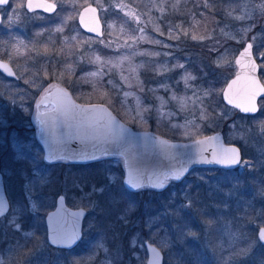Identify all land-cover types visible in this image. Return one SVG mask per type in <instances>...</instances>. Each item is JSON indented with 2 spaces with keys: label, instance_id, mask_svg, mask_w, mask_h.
<instances>
[{
  "label": "rangeland",
  "instance_id": "1",
  "mask_svg": "<svg viewBox=\"0 0 264 264\" xmlns=\"http://www.w3.org/2000/svg\"><path fill=\"white\" fill-rule=\"evenodd\" d=\"M52 1L57 4V10L53 14L46 15H52L51 17H48L49 20H54L61 17L60 22H62L64 17H67L65 21L71 19L73 20L74 18L76 20L78 11L83 5L87 3L95 4L99 9V15L103 22L104 39L103 36L95 38L92 37L94 39H92L91 36L84 37L85 39L82 40L83 44L78 45L77 37L81 34L74 28L71 36L62 35V38L69 39L71 41L73 40L72 37H76V39L73 40L75 42H72V45L75 44V47L69 50L68 46L65 47V41H59L57 35H54L51 32L47 33L43 37L34 35L31 31L26 30V26H28L30 21L46 18L44 17L45 15H43L45 13L41 11L36 12L35 10V12H28L24 7L25 0H13V3H9L5 7L0 6V59L9 62L17 76V78L14 79L15 82H13L7 80L8 77L4 76L3 74L1 75L0 73V100L2 99V102L4 104H11L15 107L18 106V104H21L22 107H26V104L29 103V99H26L24 97L30 98L34 95L31 120L32 125H34L35 140H37V121L34 118L35 104L36 101L45 92L44 90L51 89L52 87L50 86L53 85L61 86L64 89H67L71 94V88L87 91V89L85 88L87 86L90 90L88 95H90L91 97H103V93H105V89L107 86L111 89H114V94L117 95L121 100L124 99L125 92H134L136 94L137 92H135V88L138 86V88L143 89L144 86L148 88L146 91H144L147 95L146 97L153 104L147 106H151L152 109L153 107H159L160 101L156 97H163L165 101H168V103L165 105V111L175 113L174 116H171L169 119L164 120V122L170 128L183 130L182 132L186 134L189 131L188 129H186L189 125H192L195 122H199L197 118L198 116H201V114H199L201 102L197 101L194 103L193 101L196 100L197 96H199L203 102V94L199 91L198 86L193 84L194 79L189 80L188 86H186L184 80L182 79V77L186 74L179 75L177 79L174 80L173 84H175V86L176 84H179V86L177 87L181 88L180 92H176L175 90H173L174 85L168 87V82L166 81L159 83V77L156 75L148 77L149 83L152 84L151 86H139L143 83L139 79L141 77H139L138 73L142 71L144 72L145 70L144 68H139L138 62L134 61V56L131 53L124 56L122 55V53L119 56L111 55L112 58L110 59L109 55L100 56L91 52L94 47L96 49V47L98 46H103V48L114 50L118 47L117 42H120V40H122L123 38L129 43V46H133V40L132 38H130V32L127 31L126 34H122L120 27L116 31V26L112 17L116 16L117 18L118 15L126 18L125 23H131V25L136 27L137 30L141 27L144 28V26H147V23L151 25L154 31H157V29H161L162 32L166 35L165 38L156 37L155 40L163 42L164 47H166L165 49L167 53L170 52V50L172 51L173 49H176L178 47L177 40H181V37L179 34H172V31L177 28V23L174 24L175 20L173 18H170L169 16L167 17L168 20L163 18H165V15L167 13L166 11H169L168 13L172 16H176L179 14L187 15L190 10V5L187 6L186 3H188L189 0H146L141 6L137 5L135 2L134 4H131L132 1L130 0H108L107 2L105 0H100V3L104 5L103 9L98 6L97 0ZM135 1H138V3H140L141 0ZM194 1L196 2L198 0ZM202 2L204 3L205 0H202ZM225 2L226 5L221 6V10H223L224 12V18L221 22L220 20L216 21V23L211 26V29L208 32L205 31L203 27L199 28V23H196L197 21L199 22V20L197 19L195 13H193L195 11H193V9L190 10V18L187 19L185 29L188 33L186 35L187 38L192 40L194 43L197 42L196 48L204 45L207 46V49L214 48L215 45L219 46L220 38L231 39L234 42L231 45L220 48L215 56V64L217 69H219V75L226 81L233 75L236 69V66L234 64V56L236 55L237 51L243 46L244 42L246 40H250L253 45V51L255 47L258 48L257 52H255L254 54L259 61V74L260 72L264 74V51L260 48V46L262 45V39L264 38L262 34L263 32L253 31L254 21L256 20L258 14L262 12L259 8L262 0H227ZM116 5H126L128 7H126L122 11L121 8L117 7ZM160 8H163V12L160 11ZM22 10L25 11L24 14L22 13ZM129 10L135 12L136 15L140 17L139 23L135 19L125 15V12ZM242 15L245 16L244 19L237 18ZM249 15L251 16V18H247ZM171 19H173L174 21ZM108 25H113V27L109 28ZM202 25H207V22L204 21ZM184 31L182 32V34L184 33ZM214 33H216L219 38L216 41L212 42L211 37H213ZM193 34L197 35L198 37L204 36L205 39L201 40L198 38L196 40H193ZM140 35L141 32H139L138 30L137 36ZM176 36H179V39H176ZM208 36L210 37L209 39ZM254 37L255 39H253ZM96 38H101V40H96ZM109 42H111V46H108ZM53 43H55V45ZM124 44L126 45L125 42ZM62 46L64 47V50H61ZM192 49L194 50L189 55H191L193 57V60H195L197 59L199 51L198 49L195 50V48ZM95 56H100L102 58L101 64L90 62L94 59ZM115 56H118V58H114ZM221 57H223V60H221ZM151 60H153L152 57ZM104 61H110V63H103ZM68 65H71L74 69L71 75H69L67 70ZM232 65L234 66V69H224L226 67H231ZM173 66L174 63H171L169 68L171 70H175L177 67ZM101 67L103 71L102 77H88V73L97 71ZM166 68H168V66ZM161 72L164 73L168 71L162 70ZM61 73L64 74L62 78L60 76ZM191 76L194 77V74H191ZM122 77H127V82H125ZM155 80L158 82L156 83ZM109 81H112V83L109 84ZM153 83L155 85H153ZM129 84L131 85V87H129ZM165 85L167 86V88L164 87ZM158 88H160L162 91L168 90L171 92L166 96L165 94L155 90ZM173 93H175L177 97L190 98L187 99L186 107H184L183 110H181L177 101H173L170 99ZM73 98L76 100L74 96ZM134 100L135 98L131 96V100H127V104L133 103ZM109 101L110 99L106 101V103H109ZM106 103L103 104L106 105ZM50 107L51 105L47 107H40V110L48 109ZM134 109L135 107L132 108V110ZM259 110L264 112V102L261 103V100L259 101ZM225 113H227L225 116L231 115L234 114V110L225 109ZM173 124L180 125L181 127L173 128L171 126ZM262 126H264V120H257V123L255 125H249L248 127L240 128V130L237 131L236 134L234 133V137L240 140L242 144H244L245 150L249 156L253 153L258 155L259 162H257L256 166L254 165V167L257 168V171H261L264 174V134H262L260 131ZM41 160L44 164L47 163L43 159V154L41 156ZM59 161L64 162L66 160H57V162ZM241 161H248L243 159V154ZM1 162L3 163V169L5 170V172L3 173V175L5 176V189L10 201L12 194H14V187L12 185L13 172L9 168H14V166L9 163H5L4 158H2ZM5 164L8 165L9 168L5 169ZM44 164L41 165V167L45 171L44 177L42 178V174L39 170H35L33 173V177L35 176L36 178H38V180L35 179L32 182L30 181V178L29 180L25 179V183L22 186L23 195L28 201V210L29 213H31V218H20L18 213L19 206L16 202L13 201V198L12 203L10 201V209L4 216H6L11 211L10 216L13 219L19 220L21 230H17L12 227L15 231L18 232V234H16L15 236L8 235L4 237L6 242H3V244L6 245L7 248L3 250V252L6 253L4 255L0 251V264H75L73 262V254H75L76 252L74 251V248L77 247V244L72 248H61L52 246L47 242L46 228L44 224L45 214L49 210L54 208L56 197L59 194H62L64 196V193H62L63 186L60 187L56 185V183H53L51 185L52 188H47V183L49 182L48 174L51 175V172L55 167L46 166ZM254 167L252 162L248 161V165H244L242 163L237 168L230 169L229 171H226L228 169L220 170V173H217L215 171L207 172V176L201 175L197 171L193 172L187 177V179L182 182L185 184L183 193L185 202L184 205L187 206L186 208H188L189 210L192 209V199L194 196V191L191 189L190 185L193 183H201V187H203L209 193V195L211 194V197L208 196V200L209 203L212 204V206L215 205L214 203H212V199H214V197H212L213 193L216 191L223 195V199L227 201H225L222 206L220 205L219 208L220 210L224 208L225 210L223 211L226 212L229 217L232 216L234 208L238 209V213L240 211L239 208L241 210H245L247 203V200H245L243 196L244 194H246L245 190H243V188L245 189L246 187L245 175L246 173H252ZM58 169H60V167ZM239 177H241L240 180ZM170 180L172 179H167L164 185H166ZM122 184L124 185L123 179ZM250 195L251 200L253 199L262 201V199H264V186L257 189L256 192L252 191ZM70 197L72 204L66 203L68 206L73 208L82 207L86 210V214L82 220V235L78 244L84 239H90V241H92V234L98 226L97 223H99V228H97V240L94 244L95 247L99 246L100 249H102L103 255L109 254V248L103 243V241L106 240L108 244H114L115 247L118 246V248H121V250L123 248V251H125V253L127 254L125 264H145L146 252L143 241L141 244L140 241H136V239L134 240L132 239L133 237H131L132 240L130 241V244H124L119 240L122 234L117 236L115 229L111 228L110 225L104 227L101 223L102 219L107 218V216L112 213V206L110 207L108 204V201H111L110 194H107L105 196V199L103 201L105 204L98 203L97 194L82 192L78 196L72 194ZM259 207L260 204H258L257 211L253 216V220L250 222L251 226L254 227L256 231L259 226H264V211L263 209L260 210ZM162 209V216H164L165 213L169 215L168 210L165 211L163 207ZM194 216L197 222V231H193L191 233L188 232V239H192L194 243L196 242L197 244H199L202 253L209 252L210 257V249H212L213 239L211 229L209 227V224L206 223L204 219L199 218L200 216ZM37 218H40L39 220L42 224L41 226V224L38 222L39 227H42L40 233L38 234L39 237L35 235V219ZM230 221L233 222L232 220H229V222ZM219 225L220 226L217 229L219 233L215 237L220 238L221 240L224 239L225 242L232 239V233L228 235L229 237H220V235L223 236L228 233L226 228L228 229L229 226L228 224H226V222H221ZM1 229L2 223H0V230ZM125 229H123V234L125 233ZM103 231L108 232L104 234ZM26 233H30L31 235L26 236ZM30 239L32 240V242H30ZM146 240L155 244L161 249L164 255L163 264L197 263L189 254V251H191V247L188 246L191 245L185 242L184 244L188 246H185L183 248V244H181L182 242L177 243L174 235H168L167 240H162V236H160V234L156 232L154 233L153 237L150 234V238ZM256 241H258L257 238ZM94 244L92 247H94ZM174 245L179 247L178 250L174 248ZM88 247L90 248L91 246L88 244ZM135 247L137 248L134 249ZM105 249H107V251H105ZM89 251L90 249L87 251V253H89ZM116 251H120V249L116 248ZM95 254H97L96 251ZM119 259L120 258H116V260ZM231 259H233V257H231ZM214 263L221 264L216 261ZM227 263L229 264L234 262L230 260L227 261Z\"/></svg>",
  "mask_w": 264,
  "mask_h": 264
},
{
  "label": "trees",
  "instance_id": "2",
  "mask_svg": "<svg viewBox=\"0 0 264 264\" xmlns=\"http://www.w3.org/2000/svg\"><path fill=\"white\" fill-rule=\"evenodd\" d=\"M105 1L107 2L108 0ZM130 1L133 2H131V4H134L135 2L137 5L141 6L146 0H141V4L135 0ZM225 1L227 0H207L210 6L205 7V2L203 3L202 0L196 2L194 0H189L186 5H190L189 9L195 11L193 13H195L199 20V28L203 27L204 30L208 32L216 21L220 20L221 22L224 18V12L221 10V6L226 5ZM9 3H13V0H10ZM190 10L187 15L179 14L176 16H172L168 13L169 11H166L167 13L163 19L168 20L167 17L169 16L175 20L174 24L177 23V26L179 25L180 27L175 28L172 31V34H179L181 40H183H177L178 47L172 51L170 50L168 53L166 52V47H164L163 42L160 41V43H155L156 37L165 38L166 36L161 29L154 31L151 25L147 23V26H144V32L140 35L144 36L145 39L141 40L139 38L140 36H137L138 30L136 27L132 26L129 22L125 23L126 18L121 15H118L117 18L116 16L112 17L116 26V31L120 27V30L123 29V31H121L122 34H126L127 31L130 32L133 46H129V43L123 38L120 42H117L118 47L114 50L103 48V46H98L96 49L94 47L91 50L92 53L100 56L109 55L110 59L112 58L111 55L119 56L122 53L124 56L131 53L134 56V61L138 62L139 68H144L145 70L144 72L142 71L138 73L139 77H141L139 79L143 83L140 85L138 84L139 86H151L152 84L149 83L148 77L156 75L159 77V83L166 81L168 82V87L174 85L173 90L180 92L181 88L177 87L179 84H176V86L173 84L174 80H176L179 75L194 74L195 79L193 80V84L198 86L199 91L203 94V102L201 103L199 114H201L200 112L202 109L206 110V118L201 119V116H198L197 119L199 122L189 125L188 128H186L189 130L186 134L182 132L183 130L170 128L164 120H158L155 107H153L152 111L147 115L146 122H141L138 118L133 119L135 116V109L132 110V108L135 107V100L131 104L123 103L124 99L121 100L114 94V89H111L106 85L103 97H91L88 95L90 90L87 86L85 87L87 91L71 88V92L76 100L84 103H106V101L110 99V103H106V105L124 123L135 129L155 132L170 140L185 142L208 134L220 132L225 142L235 143L240 147L243 159L252 162L254 167V165L256 166L257 162H259L258 155L253 153L249 156L245 150L244 144L234 136L240 128L255 125L257 120L263 121L264 112L259 110L255 115H243L223 103L220 92L226 80L219 75V69H217L215 64V56L220 48L231 45L234 42L231 39L220 38L219 46L215 45L214 48L207 49V46L203 45L196 48L197 42L194 43L192 40L188 39L184 33L182 34L186 29L187 19L190 18ZM22 13L24 14L25 11L22 10ZM260 13L254 21L253 31L263 32L262 34L264 37V12ZM43 15H45L44 17L46 19L30 21L28 26H26V30L31 31L34 35L43 37L51 32L54 35H57L59 41H65V47L68 46L69 50L75 47V44L72 45V42L74 43L75 41L62 38V35L71 36L75 28L77 32L81 34L77 37L78 45L83 44L82 40L85 39L84 37H90L87 35L85 36V33L79 28L75 18L73 20L65 21L67 17H64L62 22H60L61 17L49 20L48 17H51L52 15L49 16L46 15V13ZM204 21L207 22V25H202ZM209 38L210 37L208 36V39ZM218 38L219 36L214 33L213 37H211V41L214 42ZM96 40H101V38H96ZM53 44L55 45V43ZM192 48H195V50L198 49L199 51L197 59L195 60L189 55L194 50ZM260 48L264 51V38L262 39V45ZM62 49L64 50L63 46L61 47V50ZM257 50L258 48L255 47L254 53L257 52ZM156 53H159V55H156ZM118 56H115L114 58H118ZM151 57L153 60H151ZM171 63H174V65L182 64L183 68L177 67L175 70H171L169 68ZM167 66V69H169L168 72H161L163 68ZM232 68L234 69L233 65L224 69L232 70ZM260 78L264 81V74L262 72H260ZM7 80L15 82L14 79L10 78ZM158 81H156V83ZM153 85L155 84L153 83ZM147 89L148 88L143 86V89L141 90V88H138L137 86L135 88L136 91L134 90L137 92L136 95L141 98L143 105L145 106L153 105L144 92ZM155 90L166 96L171 92L168 90L162 91L160 88ZM206 91L209 92L210 95L204 96V92ZM24 98L29 99V103L26 104V107H22L21 104H18V106L15 107L11 104H4L2 99L0 100V171L2 173L5 172L3 169V163L1 162L2 158H4L5 163L14 166V168H9L8 165L5 164V169L9 168L13 172L12 185L14 187V194H12L10 201L12 203L13 198V201L19 206V217H25L28 219L31 216V213H29L28 201L23 195L22 186L25 183V179L29 180L30 178V181L32 182L35 179L38 180L35 176L33 177L35 170L40 171L42 178L45 175V171L41 167V165L44 164L41 160L43 151L40 144L35 140L34 125H32L31 120L34 95L30 98ZM127 100L130 101L131 96H129ZM262 102H264V98L261 99V103ZM225 109L234 110V114L225 116L227 114L225 113ZM44 165L55 167L51 172V175L48 174L49 182L47 183V188H52L51 185L53 183H56V185L60 187L63 186L62 193H64L66 203L68 204H72L70 197L72 194L76 196L82 192L93 194L94 187L99 188L104 186L107 188L111 182L108 191H105L103 194H97L99 204H105L103 201L107 194H110L111 198H115V203L108 201L109 206H112V213L107 216V218L102 219L101 223L104 227L110 225L111 228L115 229L117 236L122 234L119 240L124 244H130L132 239H136V241H140L142 244V241L150 238V234L153 237L154 233L157 232L162 236V240H167L168 235H174L177 243L182 242L181 244H183V248L188 246L184 244L185 242L191 245L188 246L191 247L189 254L198 264H215V261L221 264H228L227 261L230 260L234 263L229 264H264V244L256 241V230L250 224L257 211L258 204H260L259 209H263L264 211V199H262V201L251 200V192H256L257 189L264 186V174L261 171H257V168L255 167L253 168L252 173H246L245 175L246 187L245 189L243 188L246 193L243 196L244 199L247 200L245 210L239 208L240 211L238 213V209L234 208L232 216L229 217L226 212L223 211L225 210L224 208L221 210L219 208L220 205L222 206L223 203L227 201L223 199V195L215 191L214 193L219 195L213 193L212 197H214V199H212V203L215 205L212 206L208 200V196L211 197V194L209 195V193L201 187V183H193L190 185L191 189L194 191L192 209L189 210L186 208L187 206L184 205L183 193L185 184L182 182L187 179L190 174L196 171L201 175L207 176V172L215 171L220 173V170H226L220 167H194L190 169L182 179H172L161 189L157 190L150 187H143L132 191L122 184L123 167L122 160L118 156H106L88 162L56 161L50 164L45 163ZM59 167L60 169H58ZM240 179L241 177H239V180ZM162 207L165 211L168 210L169 215L165 213L164 216H162ZM21 208H23V211H21ZM10 215L11 211L4 216L3 221L0 222L2 223V229L0 230V251L3 255L6 254L3 250L7 248L6 245L3 244V242H6L4 237L8 235L15 236L18 234L8 222ZM194 215L197 217L200 216L199 218L204 219L211 229L213 239L212 249H210V257L209 252L202 253L199 244L196 242L194 243L192 239H188V232L191 233L197 231V222ZM121 216H123L124 219H120ZM39 219L40 218L35 219V235H37V237H39L38 234L42 228L38 225V222H41ZM229 220H232L233 222H229ZM221 222H226L229 227L228 229L226 228L228 233L223 236L220 235V237L226 238L232 233V239L227 242H225L224 239L221 240L220 238L215 237L219 233L217 229ZM97 224V228H99V223ZM97 228L92 234V241H90V239H84L77 244L76 248H74V251L76 252L73 254V262L75 264H104V258L110 255L112 264H125L127 254L123 251V248L121 250L118 246L115 247L114 244H108V242L104 240L103 243L109 248V254L103 255L102 249H100L99 246L95 247L94 243L97 240ZM123 229H125L124 234L122 233ZM103 232L106 234L108 231ZM131 237L133 238L131 239ZM30 242H32L31 239ZM88 244L91 246L90 248L88 247ZM93 244L94 247H92ZM249 246H251L250 251H247L246 253L241 252L242 249H249ZM116 248L120 249V251H116ZM136 248L137 247L134 249ZM174 248L178 250L179 247L174 245ZM89 249H95L97 252L94 260L88 259L89 253H87V251ZM231 257H233V259H231ZM116 258L120 259L116 260Z\"/></svg>",
  "mask_w": 264,
  "mask_h": 264
},
{
  "label": "water",
  "instance_id": "3",
  "mask_svg": "<svg viewBox=\"0 0 264 264\" xmlns=\"http://www.w3.org/2000/svg\"><path fill=\"white\" fill-rule=\"evenodd\" d=\"M8 3L0 6L5 7ZM29 4L32 5L31 8L28 7ZM50 5L55 7L49 8ZM24 7L28 12L40 10L49 14L57 8L51 0H25ZM92 8L96 11L92 12ZM77 23L89 35L96 37L103 35V23L95 4H85L80 8ZM248 44H252L250 40L244 42L234 57L236 69L224 84L221 99L225 105L238 110L243 115H255L259 111V99L264 98V92L257 91L254 97L251 95L255 88L251 84V78L254 77L261 86L264 84L259 76V64L255 58L253 46L250 57L247 54L241 56ZM237 60H240L239 64L236 63ZM250 60L255 61V72L251 71ZM0 64H7L14 73L9 75L0 67L1 74L8 78H17L9 62L0 59ZM233 81L236 83L234 84ZM41 96L45 99L41 101L40 97L36 101L34 118L37 121L36 138L43 149L44 161L52 163L64 159L69 162H88L104 156H119L122 159L124 171L123 183L129 190L142 187L161 189L167 179H174L172 178L174 175H180L181 179L194 167L216 166L226 169L238 167L240 164L229 165L215 162L221 159L226 149H238L242 160L240 147L234 143L224 142L220 133H212L188 142L173 141L152 131L130 127L103 103L78 102L68 90L61 86L52 87ZM229 100L232 102L229 103ZM38 103L40 107L50 105L51 107L40 110V107H37ZM252 104L255 105L256 111L242 110L243 107H249ZM72 105L82 106L87 111H81L80 107L73 108ZM237 105L240 106L237 107ZM93 106L96 110H93ZM101 108L106 111L99 110ZM9 209L10 201L3 174L0 172V212L5 215ZM85 214L84 208L68 206L64 196L59 194L54 208L44 217L47 242L55 247H74L81 238L82 220ZM262 230L264 226L257 228L256 238L259 243L264 244V240L260 238ZM53 240L56 242L53 243ZM143 245L146 251L145 264H154L151 248L157 249L158 264H163V252L158 246L148 240H144Z\"/></svg>",
  "mask_w": 264,
  "mask_h": 264
},
{
  "label": "snow or ice",
  "instance_id": "4",
  "mask_svg": "<svg viewBox=\"0 0 264 264\" xmlns=\"http://www.w3.org/2000/svg\"><path fill=\"white\" fill-rule=\"evenodd\" d=\"M8 3V0H0V5H3V4H7ZM97 3H98V6L100 8L103 9L104 5L102 3H100V0H97ZM117 7H120L121 10L123 11L126 7V5H116ZM209 3L207 2V0H205V7H209ZM29 8L32 7L31 4L28 5ZM55 5H50L49 8H54ZM259 8L262 12H264V0H262L261 4L259 5ZM46 10H48V8H46ZM92 12H95L96 9L95 8H92L91 9ZM160 11L163 12V8H160ZM125 15L126 16H129L133 19H135L138 23H139V20H140V17L136 15L135 12L129 10L127 12H125ZM238 19H244L245 16H240V17H237ZM247 18H251V16L249 15ZM196 23H199L198 21ZM109 28L113 27V25H108ZM177 27H180L179 25ZM90 31H94L95 29H89ZM139 32L143 33L144 32V28H139L138 29ZM158 30V29H157ZM121 31H123V29H121ZM184 34L187 35V30L184 31ZM170 36H171V33H170ZM141 40L145 39L144 36H140L139 37ZM176 39H179V36H176L175 37ZM205 39L204 36H197L195 34L192 35V39L193 40H196V39ZM73 40L76 39V37H72ZM255 39V37L253 38ZM155 43H160V41H155ZM108 46H111V42H109V45ZM251 49H252V44H248L247 48L245 49V52L244 53H241V56H244V55H248L249 57L251 56ZM156 55H159V53H156ZM11 58V57H10ZM221 60H223V57H221ZM90 62L92 63H96V64H101L102 63V58L100 56H95L93 60H91ZM103 63H110V61H104ZM237 64L240 63V60H237L236 61ZM250 65H251V71L252 72H255V68H256V65H255V61H251L250 60ZM0 67H2L5 71H7L9 73V75H14V73L12 72V70L8 67L7 64H0ZM173 67H181L183 68V65L182 64H178V65H174ZM68 73L69 75L72 74V72L74 71V69L72 68L71 65H68ZM164 71H168L169 69H167L166 67L163 68ZM63 73L60 74L61 78L63 77ZM88 77H91V78H96L98 76H101L103 75V71H102V67L100 69H98L97 71H93V72H90L87 74ZM122 79L127 82V77H122ZM182 79L184 80L185 82V85L188 86V81L191 80V79H195V77L191 76L190 74H186L185 76L182 77ZM27 82V81H26ZM109 84L112 83V81H109L108 82ZM233 83L235 84L236 81H233ZM251 84L255 86V88L253 89L251 95L254 97L256 94H257V91L259 92H264V86H261L258 84V82L253 78H251ZM50 87H55L54 85L53 86H50ZM129 87H131V85L129 84ZM165 88H167V86L165 85L164 86ZM231 88V85L229 86ZM142 90V89H141ZM45 92H48L49 89H45L44 90ZM195 95V94H194ZM210 95L209 92H204V96H208ZM129 96H133L135 98V116L133 117V119H139L141 122H146V117L147 115L152 111V108L151 106H145L143 105V101L141 100V98L139 96H137L134 92H125L124 93V101L123 103H127V98ZM159 101H160V105L159 107H157L155 109L156 111V115L158 117V120H166V119H169L171 116H174L175 113H172V112H166L165 111V105L168 103V101H165L163 99V97H156ZM45 99L44 96H41V101H43ZM171 100L173 101H177L181 110L184 109V107H186V104H187V99H190V98H184V97H177L175 95V93L172 94V96L170 97ZM201 102L202 103V100L199 96L196 97V100H194L193 102ZM232 101L229 100V103H231ZM110 103V101H109ZM240 105H237V107H239ZM37 107H40V104L38 103L37 104ZM73 108H76V107H80L81 108V111H87V109L83 108L82 106H77V105H72ZM93 110H96L95 109V106H93ZM101 111H106V109H99ZM131 110V109H130ZM243 111L245 112H254L256 111V108H255V105L252 104L251 106L249 107H243L242 108ZM66 115V113H65ZM206 118V110L202 109L201 110V119H204ZM173 128H179L181 127L180 125H177V124H173L171 125ZM261 133L264 134V126L261 127ZM199 143V142H197ZM211 162V161H209ZM217 163H225V164H229V165H235V164H244V165H248V161H241V158H240V154H239V150L238 149H226L224 150V154L222 155L221 159L215 161ZM250 166V165H249ZM172 178L174 179H180V175H174ZM111 186V182L109 184V186L106 188L104 186H101L99 188H96L94 187L93 188V194H103L105 191H108L109 188ZM133 187H137V185H133ZM61 200H63V197H61ZM91 202V201H90ZM111 202L115 203V198L112 197L111 198ZM21 211H23V208H21ZM3 215L4 213L0 212V222L3 221ZM120 219H124L123 216L120 217ZM9 224L10 226H12L13 228L17 229V230H21V225L19 224V220L18 219H13L11 216L9 217ZM26 236H30L31 234L30 233H26L25 234ZM260 238L261 240H264V230L261 231L260 233ZM56 241L53 240V243H55ZM250 248L251 246H249V249H242L241 252L242 253H246L247 251H250ZM105 251H107V249H105ZM151 251L153 252L154 254V264H158V261H159V253L157 251L156 248H151ZM88 259L89 260H94L95 259V249H92L90 250L89 252V256H88ZM104 264H112V260H111V256L108 255L106 256L105 258V261H104Z\"/></svg>",
  "mask_w": 264,
  "mask_h": 264
},
{
  "label": "flooded vegetation",
  "instance_id": "5",
  "mask_svg": "<svg viewBox=\"0 0 264 264\" xmlns=\"http://www.w3.org/2000/svg\"><path fill=\"white\" fill-rule=\"evenodd\" d=\"M35 12V11H34ZM37 12V11H36ZM38 12H40V11H38ZM76 22H77V16H76ZM92 37V36H91Z\"/></svg>",
  "mask_w": 264,
  "mask_h": 264
}]
</instances>
